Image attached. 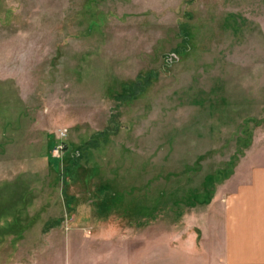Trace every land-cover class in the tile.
Returning a JSON list of instances; mask_svg holds the SVG:
<instances>
[{
    "label": "rangeland",
    "instance_id": "obj_1",
    "mask_svg": "<svg viewBox=\"0 0 264 264\" xmlns=\"http://www.w3.org/2000/svg\"><path fill=\"white\" fill-rule=\"evenodd\" d=\"M261 132L264 0H0V264H117Z\"/></svg>",
    "mask_w": 264,
    "mask_h": 264
},
{
    "label": "crops",
    "instance_id": "obj_2",
    "mask_svg": "<svg viewBox=\"0 0 264 264\" xmlns=\"http://www.w3.org/2000/svg\"><path fill=\"white\" fill-rule=\"evenodd\" d=\"M147 226H127L126 240L134 248L145 245L152 237H156L155 241L164 240L159 244L172 241L173 253H134L133 248L124 259L115 260L117 264H264V132L245 151L210 204L202 210L193 209L189 216H181L168 233L161 227L159 234L151 236ZM81 242L85 239L67 240L68 264L72 259H76V264L111 261L106 255L86 263L81 258Z\"/></svg>",
    "mask_w": 264,
    "mask_h": 264
},
{
    "label": "built area",
    "instance_id": "obj_3",
    "mask_svg": "<svg viewBox=\"0 0 264 264\" xmlns=\"http://www.w3.org/2000/svg\"><path fill=\"white\" fill-rule=\"evenodd\" d=\"M64 133H62V135H63Z\"/></svg>",
    "mask_w": 264,
    "mask_h": 264
}]
</instances>
